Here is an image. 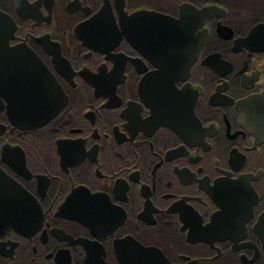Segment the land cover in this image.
Returning a JSON list of instances; mask_svg holds the SVG:
<instances>
[{"label":"flooded vegetation","instance_id":"flooded-vegetation-1","mask_svg":"<svg viewBox=\"0 0 264 264\" xmlns=\"http://www.w3.org/2000/svg\"><path fill=\"white\" fill-rule=\"evenodd\" d=\"M0 264H264V0H0Z\"/></svg>","mask_w":264,"mask_h":264},{"label":"water","instance_id":"water-1","mask_svg":"<svg viewBox=\"0 0 264 264\" xmlns=\"http://www.w3.org/2000/svg\"><path fill=\"white\" fill-rule=\"evenodd\" d=\"M254 34H255V32H254Z\"/></svg>","mask_w":264,"mask_h":264}]
</instances>
